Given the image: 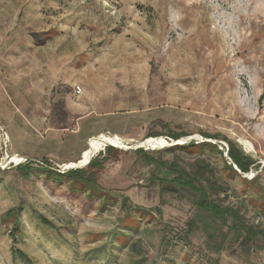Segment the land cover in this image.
Segmentation results:
<instances>
[{
    "label": "rangeland",
    "instance_id": "1",
    "mask_svg": "<svg viewBox=\"0 0 264 264\" xmlns=\"http://www.w3.org/2000/svg\"><path fill=\"white\" fill-rule=\"evenodd\" d=\"M103 133L126 153L86 159ZM94 158L97 189L55 176ZM263 165L264 0H0V264H264ZM176 167L262 233L199 208Z\"/></svg>",
    "mask_w": 264,
    "mask_h": 264
},
{
    "label": "trees",
    "instance_id": "2",
    "mask_svg": "<svg viewBox=\"0 0 264 264\" xmlns=\"http://www.w3.org/2000/svg\"><path fill=\"white\" fill-rule=\"evenodd\" d=\"M186 134L184 133H174L172 134L170 137L178 140L181 137L185 136ZM159 134H151L149 135V137H158ZM205 136L207 138L210 139H216L217 136L216 135H209V134H205ZM205 144H209L210 146H213L214 144L211 142L205 143L202 142L201 146H204ZM229 149L227 152V156L229 157V159L233 162L234 165L237 166V168L240 170L241 173H248L251 168L254 166L255 164V159H253L250 155H248L247 153H245L242 149H238L237 147L234 146V143L232 141H229ZM195 145V141H191L189 143H185V144H176L173 147H168L166 149H176V148H189L190 146ZM117 146V145H116ZM108 152H112V151H120L121 153H126L125 151H121L119 149H116L113 146H108ZM136 152L138 153H147L146 150H144L143 148H139L136 149ZM221 154H223V151H220ZM146 158V157H145ZM148 164H152V163H156L158 162V159L155 157H150L148 160H145ZM103 162L104 160H100L99 158H94L92 159L89 164L87 165L86 168H75V169H69L68 171L61 173V172H55V176L57 178H62V176L67 175L69 177L74 178L75 180L78 181H83L89 185H93V187L95 189H97L95 187V180L94 178H92V173L95 170L101 168L103 166ZM30 163L28 162L27 164H25L24 166H21L22 168H31L30 167ZM226 163H228V160H226ZM232 163L228 165V167L233 170L236 171L234 168V165ZM261 166V165H260ZM262 169L264 170V165L262 166ZM88 170H91L90 172ZM175 170H177V175L175 177H173V181L181 184L182 186L190 189L191 191H193L194 193L198 194L199 198L197 200V205L199 208H201L203 211H205L207 214H209L210 216H212L213 218H219L222 220V222L224 224H227L228 219L230 217H233L235 222H236V227L239 231L241 232H245V238L247 239H254L257 235H259L260 233H262L261 231L255 229L254 227L250 226L247 222H245L244 220H242L241 215H240V209L237 207H230V206H224L222 204V202H218L215 201L212 197H211V193L209 192V190L202 185L200 182H198L190 173L186 172L185 170H183L180 167H176ZM105 198V197H104ZM129 197L125 196L123 199V209L125 211H127L126 215H130V211L135 210L137 211L138 209H141V207H139V205L133 204L131 202H129ZM106 201H104V203H106ZM105 205V204H104ZM159 209V213L162 212L161 207H158ZM195 226V223H193V221H191V226H190V230L192 231L193 228ZM17 227L15 226V229ZM13 258L15 260L17 259H21L24 260L26 263H31V259L28 256V254H26L23 250L19 249V248H13Z\"/></svg>",
    "mask_w": 264,
    "mask_h": 264
},
{
    "label": "bare ground",
    "instance_id": "3",
    "mask_svg": "<svg viewBox=\"0 0 264 264\" xmlns=\"http://www.w3.org/2000/svg\"><path fill=\"white\" fill-rule=\"evenodd\" d=\"M108 143H111V144L112 143H119V144H122V145L124 144L122 138L118 134H107V133H103L100 136V139L95 142V145L93 147H90L89 149L85 150L84 157L86 159L90 158L93 155L94 152H96L98 149H101L104 145H106ZM10 159H11V156H10ZM23 159L24 158L22 156H19L18 155V156L15 157V162L16 163H19ZM9 162H10V160H9ZM86 163H77L74 167H77V166H80V165H84Z\"/></svg>",
    "mask_w": 264,
    "mask_h": 264
},
{
    "label": "water",
    "instance_id": "4",
    "mask_svg": "<svg viewBox=\"0 0 264 264\" xmlns=\"http://www.w3.org/2000/svg\"><path fill=\"white\" fill-rule=\"evenodd\" d=\"M187 140H192V139H187ZM176 141V140H175ZM145 142H147V139H145ZM148 143V142H147ZM109 145H113V144H111V143H108ZM151 147V148H156V147H153L152 145H149V143H148V145H142L141 143H140V148L141 147ZM162 147H166L165 145H162ZM227 155V154H226ZM22 157H24L26 160H29L30 158L29 157H27V156H22ZM229 158V157H228ZM10 160V156H8L7 157V161H9ZM91 161V159L86 163V164H84V165H80V166H77V167H81V166H85V165H87V164H89V162ZM72 168H76V167H72ZM238 171H240L239 169H238Z\"/></svg>",
    "mask_w": 264,
    "mask_h": 264
}]
</instances>
